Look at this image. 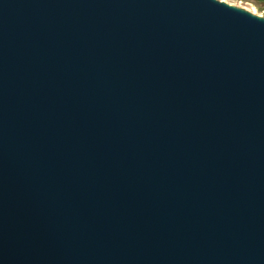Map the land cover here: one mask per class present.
<instances>
[{"label":"water","instance_id":"1","mask_svg":"<svg viewBox=\"0 0 264 264\" xmlns=\"http://www.w3.org/2000/svg\"><path fill=\"white\" fill-rule=\"evenodd\" d=\"M0 264H264V19L0 0Z\"/></svg>","mask_w":264,"mask_h":264},{"label":"rangeland","instance_id":"2","mask_svg":"<svg viewBox=\"0 0 264 264\" xmlns=\"http://www.w3.org/2000/svg\"><path fill=\"white\" fill-rule=\"evenodd\" d=\"M233 8L246 11L253 16L264 19L261 13H264V0H216ZM254 10V11H253Z\"/></svg>","mask_w":264,"mask_h":264},{"label":"snow or ice","instance_id":"3","mask_svg":"<svg viewBox=\"0 0 264 264\" xmlns=\"http://www.w3.org/2000/svg\"><path fill=\"white\" fill-rule=\"evenodd\" d=\"M254 11V10H253ZM261 16H264V13H261Z\"/></svg>","mask_w":264,"mask_h":264}]
</instances>
